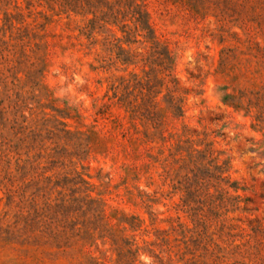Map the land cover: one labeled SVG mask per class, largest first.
Returning <instances> with one entry per match:
<instances>
[{"label":"rangeland","instance_id":"obj_1","mask_svg":"<svg viewBox=\"0 0 264 264\" xmlns=\"http://www.w3.org/2000/svg\"><path fill=\"white\" fill-rule=\"evenodd\" d=\"M143 2L173 62L171 77L151 65L159 127L143 116L139 89L125 104L111 90L131 73L144 75L150 43L143 37L126 43L113 23L92 32L88 0H0V138L16 143L12 121L26 120L56 148L42 165L53 160L47 175L68 178L56 191L73 201L76 223L56 240L37 227L24 233L23 220L14 225L18 208L3 199L0 264H186L184 229L193 224L177 186L190 159L204 168L212 158L226 163L238 188L227 189L226 223L264 230V0ZM106 37L121 39L133 63L103 69L102 59L115 61L118 52ZM16 156L0 146V181L21 175ZM8 185L0 182V197Z\"/></svg>","mask_w":264,"mask_h":264},{"label":"trees","instance_id":"obj_2","mask_svg":"<svg viewBox=\"0 0 264 264\" xmlns=\"http://www.w3.org/2000/svg\"><path fill=\"white\" fill-rule=\"evenodd\" d=\"M99 3L104 9L96 8L88 0V5L94 8L92 14L95 18L91 27L89 26L92 32L96 27L103 29L110 23L120 24L125 33L126 43H135L136 40L131 38L137 36L143 37L144 41L150 43L148 56L140 60L143 61L144 75L131 73V78L123 79L119 84L114 83L111 90L118 103L125 104L127 98L139 89L145 107L143 116L159 127L156 105L152 99L154 85L151 81V74L155 68L151 65L156 64L162 67V70L167 72V76L171 77L173 74L172 56L154 34L143 0H116L115 3L99 0ZM104 42L110 45V48H117L118 52L115 61L102 59L103 69L108 70L117 62L133 63L134 58L121 46V39L111 40L106 37ZM148 67L149 69L146 70ZM171 81L174 82V79ZM123 84L128 92L120 91ZM20 106V102H17L13 107L18 110ZM5 109V107L1 108V116L5 114ZM134 112H137L136 108ZM25 121L19 122L17 119L12 121L10 129L13 136L17 138L16 143L4 135L0 138V146H4L8 152L11 153L12 148L15 149L16 170L21 174L17 179L13 178L10 173L3 176L0 182L6 181L9 185L4 192L5 196L0 197V202L7 199V204H15L18 208V220L14 222V225L23 220L25 222L24 233L37 227L43 236L52 240L67 237L68 231L76 225L70 216L72 213L70 204L73 201L67 198L63 190H56L60 187L64 188L68 183V178L47 175L54 169L56 162L51 160L50 165H42V160L51 159L56 148L45 146L41 132L29 129L23 124ZM49 133L52 134V132ZM23 147L26 148L24 152L21 151ZM31 151H35L36 154L30 157ZM208 153L210 156L213 155L211 150ZM5 156L7 154L3 157ZM3 157H0V161L4 160ZM213 162L214 158L209 161L208 167L204 168L190 159L186 163L188 171L178 181L177 188L185 192L182 209L188 214L193 224L192 228L184 229L183 243L186 251L181 259L191 255L186 260V264H264V242L261 238L264 232L263 227L251 225L249 229H238L226 223L224 215L228 212L230 203V197L226 195L228 194L227 189L237 191L238 188L230 183L226 175V163L213 164ZM214 181L225 186L216 188L219 185ZM77 183H84V180ZM180 227L183 228V225L181 224Z\"/></svg>","mask_w":264,"mask_h":264}]
</instances>
